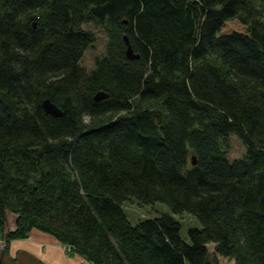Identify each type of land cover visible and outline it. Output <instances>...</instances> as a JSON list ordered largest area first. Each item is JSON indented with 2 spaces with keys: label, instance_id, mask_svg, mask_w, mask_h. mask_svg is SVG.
Instances as JSON below:
<instances>
[{
  "label": "trees",
  "instance_id": "1",
  "mask_svg": "<svg viewBox=\"0 0 264 264\" xmlns=\"http://www.w3.org/2000/svg\"><path fill=\"white\" fill-rule=\"evenodd\" d=\"M35 231L93 264H264V0H0V237Z\"/></svg>",
  "mask_w": 264,
  "mask_h": 264
},
{
  "label": "rangeland",
  "instance_id": "2",
  "mask_svg": "<svg viewBox=\"0 0 264 264\" xmlns=\"http://www.w3.org/2000/svg\"><path fill=\"white\" fill-rule=\"evenodd\" d=\"M86 28H90L94 30L97 33V41L96 43L85 53V56L82 60V64L87 68V69H92L95 66V60L97 57H100L105 54L106 52V44H107V35L101 31L96 29V27L91 24V25H86ZM246 152V147L242 143L240 139L237 137L232 138L231 142V149H230V159L235 160L239 159L242 157ZM124 210L128 214L131 222L133 225L139 223L141 220L145 219H152L162 213H169L174 215L178 221H180L182 225V236L187 239L188 238V230L191 227H197L201 228L202 223L199 219L191 215L190 213H182L179 215H176L172 212L171 208L164 203H156L152 205H146V204H141L137 199H130L127 200L123 203ZM16 217L17 215L8 211L7 212V223H6V229L8 231H12L16 228ZM15 241V240H14ZM12 241V242H14ZM7 244L4 240V238L0 237V256L3 255V261L6 264H52L48 260H44L41 256L36 257V261L34 260H27V257H25V252L23 250H20L18 253V258L15 259L12 255V250H11V244ZM8 247V249H7ZM210 254L212 257H215L218 261V264H235V261L229 258H225L221 255H218L215 252V245L210 244L208 246ZM5 249H7L5 251ZM5 251V252H4ZM67 256L75 258L79 256V254H75L73 256H70L67 251ZM46 261V262H45ZM61 264H67L65 262H61Z\"/></svg>",
  "mask_w": 264,
  "mask_h": 264
},
{
  "label": "crops",
  "instance_id": "3",
  "mask_svg": "<svg viewBox=\"0 0 264 264\" xmlns=\"http://www.w3.org/2000/svg\"><path fill=\"white\" fill-rule=\"evenodd\" d=\"M11 250L15 259L18 258L19 251L23 250L27 260L32 259L36 261L37 256H43L44 260H48L52 264H61V262L67 264H93L82 256H77L73 259L72 257H68L65 245L61 244L51 235L39 231L33 232L26 239L12 242Z\"/></svg>",
  "mask_w": 264,
  "mask_h": 264
},
{
  "label": "water",
  "instance_id": "4",
  "mask_svg": "<svg viewBox=\"0 0 264 264\" xmlns=\"http://www.w3.org/2000/svg\"><path fill=\"white\" fill-rule=\"evenodd\" d=\"M125 41H126V45H127V56L131 59V60H134V59H139V55H136L133 51V48L128 40L127 37H125ZM109 97L108 94H105L104 92H99L95 99L97 102H100L104 99H107ZM43 108L45 109V111L48 113V114H51V115H54V116H61L62 115V111L60 110V108L54 104L51 100L49 99H46L44 102H43ZM195 163V162H194ZM3 256H4V253L2 256H0V264H6L4 263L3 261Z\"/></svg>",
  "mask_w": 264,
  "mask_h": 264
},
{
  "label": "built area",
  "instance_id": "5",
  "mask_svg": "<svg viewBox=\"0 0 264 264\" xmlns=\"http://www.w3.org/2000/svg\"><path fill=\"white\" fill-rule=\"evenodd\" d=\"M67 250H70V248H68Z\"/></svg>",
  "mask_w": 264,
  "mask_h": 264
}]
</instances>
